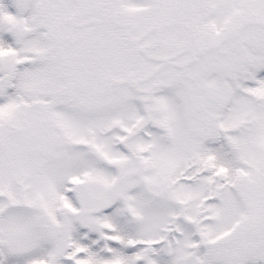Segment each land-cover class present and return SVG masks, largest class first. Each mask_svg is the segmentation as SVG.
Segmentation results:
<instances>
[{
    "label": "snow or ice",
    "instance_id": "snow-or-ice-1",
    "mask_svg": "<svg viewBox=\"0 0 264 264\" xmlns=\"http://www.w3.org/2000/svg\"><path fill=\"white\" fill-rule=\"evenodd\" d=\"M0 264H264V0H0Z\"/></svg>",
    "mask_w": 264,
    "mask_h": 264
}]
</instances>
